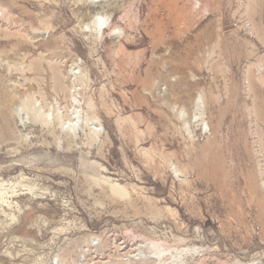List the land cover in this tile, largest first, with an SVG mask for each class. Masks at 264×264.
<instances>
[{"label": "rangeland", "instance_id": "rangeland-1", "mask_svg": "<svg viewBox=\"0 0 264 264\" xmlns=\"http://www.w3.org/2000/svg\"><path fill=\"white\" fill-rule=\"evenodd\" d=\"M95 8L0 0V264H264V0Z\"/></svg>", "mask_w": 264, "mask_h": 264}, {"label": "bare ground", "instance_id": "bare-ground-1", "mask_svg": "<svg viewBox=\"0 0 264 264\" xmlns=\"http://www.w3.org/2000/svg\"><path fill=\"white\" fill-rule=\"evenodd\" d=\"M89 2L91 3V5H93L94 7H96L95 9H98V10H100L101 8H103V7H105V6H107V5H109V3H110V0H89ZM96 11V10H95ZM94 11V13H93V18H92V22H91V26L93 27V28H95V29H98V30H101V29H105L106 27H100L99 28V26H98V18H97V11L95 12ZM80 102V100L77 98V97H74L73 98V100L71 101V106H70V108L69 109H67V111H66V119L68 120V121H70L71 122V124L70 125H68V126H70L69 127V134H73V135H77V133H78V131H80L81 129L83 130L84 129V127H85V122H84V120H82V115H81V112H80V105L78 106V104L77 103H79ZM37 111V110H36ZM38 113V112H37ZM65 113V112H64ZM39 114V113H38ZM65 115V114H64ZM36 116V115H35ZM38 116V115H37ZM39 117V116H38ZM46 117V116H45ZM58 118V117H57ZM56 118V119H57ZM39 119V118H38ZM36 120H37V118H36ZM40 120V122L42 123V125H45V123H46V118L44 119H39ZM58 121H59V124H61V126H62V128H64L65 127V125H64V123H63V118H59L58 119ZM80 121H82V123L80 124L79 122ZM69 122V123H70ZM7 126V125H6ZM44 129H46V128H44L43 127V131H44ZM1 134V133H0ZM5 135V134H4ZM11 136V135H10ZM10 136H9V138H10ZM3 137V136H2ZM12 138V137H11ZM0 140H2V139H0ZM7 140V139H6ZM8 141V140H7ZM15 189V188H14ZM13 189V190H14ZM30 189V188H29ZM15 193V191H10L8 188H6V187H4V188H2L1 187V185H0V200H2L6 205H8V206H11V202L9 201V199H8V196L10 195V194H14Z\"/></svg>", "mask_w": 264, "mask_h": 264}]
</instances>
